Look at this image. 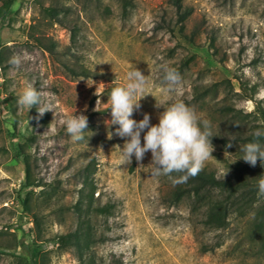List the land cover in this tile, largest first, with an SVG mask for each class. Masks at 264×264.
<instances>
[{"label":"rangeland","instance_id":"374dc122","mask_svg":"<svg viewBox=\"0 0 264 264\" xmlns=\"http://www.w3.org/2000/svg\"><path fill=\"white\" fill-rule=\"evenodd\" d=\"M130 2L123 14L121 0H14L0 18V264H80L57 236L74 228L71 207L85 204L92 189L95 203L111 206L95 218L103 240L92 250L103 264H264L258 193L229 213L224 228L207 227L203 207L172 201L171 180L150 174V152L119 164L127 138L115 134L107 109L111 89L138 68L157 100H182L214 135L227 137H211L214 158L204 168L218 178L228 169V177L243 142L226 147L232 135L225 121L234 113L244 133L264 127L255 112L256 104L264 107V0H183L190 14L181 28L167 0ZM41 5L64 8V23ZM14 55L19 68L9 62ZM165 66L181 74L171 92L161 91ZM29 82L54 112L38 118L35 107H18ZM151 94L133 119L148 113L158 123L163 109ZM75 113L87 117L88 143L66 132L64 121ZM251 168L257 173L260 162Z\"/></svg>","mask_w":264,"mask_h":264},{"label":"clouds","instance_id":"9594fccd","mask_svg":"<svg viewBox=\"0 0 264 264\" xmlns=\"http://www.w3.org/2000/svg\"><path fill=\"white\" fill-rule=\"evenodd\" d=\"M15 68L21 65V59L14 55L9 61ZM107 62V61H103ZM181 81V74L171 67L163 68L162 92H171ZM95 83L86 79L87 86ZM147 80L142 72L134 67L126 74V83L113 87L108 95L107 109L111 111V125H117L115 134L127 138L120 148V165H128L134 156L137 162L143 160L146 152L151 153L150 174L153 176H167L172 184L186 183L190 177L197 176L212 156L214 145L211 142L213 133L210 122L201 120L193 108L182 100L166 104L157 100L149 91H146ZM155 98V108H162L158 114V123H150L148 113L143 114L139 121L133 119L134 111L141 108L140 101L146 95ZM100 101L97 100V103ZM17 105L27 112L35 107L38 118L45 112H54L50 100H46L41 92L31 82L27 83L17 97ZM66 132L74 142L86 141L92 135L88 130V120L83 114H73L65 119ZM146 130V131H145ZM143 131V143L141 132ZM86 133H89L86 136ZM112 133H108L110 139ZM253 139L240 148L242 155L234 159H243L250 166L255 167L259 161L264 167V127L253 133ZM234 141V138H233ZM228 142L226 147H231ZM228 169L222 173V178ZM175 174V175H174ZM258 196L264 197V176L257 181Z\"/></svg>","mask_w":264,"mask_h":264},{"label":"trees","instance_id":"16d2710c","mask_svg":"<svg viewBox=\"0 0 264 264\" xmlns=\"http://www.w3.org/2000/svg\"><path fill=\"white\" fill-rule=\"evenodd\" d=\"M13 2L14 0H0V18L6 14ZM167 2L174 9V22L179 24L181 28L184 20L190 14V9L183 4V0H167ZM130 4V0H121L123 14L126 13L127 6ZM40 7L50 20L64 23L63 16H61L65 12L64 8L56 5H41ZM70 29L75 33L73 27ZM78 73L83 76L89 75L86 69H80ZM224 108H229V106H224ZM228 112L226 110L224 113L227 114ZM255 112L264 123V107L256 104ZM235 120V114L232 113L230 119L228 118L225 121V124H227L226 133L232 135L229 141L234 144L240 140L243 142V147L254 138V131L244 133L240 122ZM212 138L225 141L227 137L214 135ZM23 161L26 165L25 172L27 173L28 162L26 153H24ZM232 168L231 174L226 178H218L212 170L204 168L197 176L190 177L186 183L175 186L172 184L173 188L170 193V199L178 201L183 198H189L192 204L203 207L204 225L214 229L224 228L228 223L229 213L237 208L239 204H247L250 201L251 195L254 196L255 193H258L257 181L261 176H264V167L261 166V170H256L255 172L257 173H254L251 166L242 160L236 161ZM78 173L83 175V170L80 169ZM85 180L83 179L84 182ZM239 188H242V190L238 192ZM93 192L94 190L92 189L89 199L85 204H81L78 201L72 205L71 210L77 216L74 228L57 236L60 245L75 249L80 264H103L102 258L97 257L92 250V247L97 242L103 240L100 234L97 233L95 218L106 217L110 212L111 206L108 203H95L94 199H92ZM262 198L264 199V197ZM258 215L262 218H257L255 225L257 228H261L264 225V202L258 211ZM34 218H36L35 215Z\"/></svg>","mask_w":264,"mask_h":264}]
</instances>
